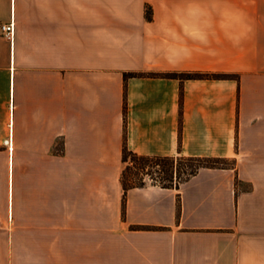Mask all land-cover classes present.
I'll list each match as a JSON object with an SVG mask.
<instances>
[{
	"label": "crops",
	"instance_id": "obj_1",
	"mask_svg": "<svg viewBox=\"0 0 264 264\" xmlns=\"http://www.w3.org/2000/svg\"><path fill=\"white\" fill-rule=\"evenodd\" d=\"M124 141L236 168L123 215ZM116 262L264 264V0H0V264Z\"/></svg>",
	"mask_w": 264,
	"mask_h": 264
},
{
	"label": "trees",
	"instance_id": "obj_2",
	"mask_svg": "<svg viewBox=\"0 0 264 264\" xmlns=\"http://www.w3.org/2000/svg\"><path fill=\"white\" fill-rule=\"evenodd\" d=\"M151 16L149 15V18ZM130 76H153L178 78L180 85V122L182 117L183 86L185 79H238V75L228 72L211 71H180V72H125V80ZM122 161L124 167L121 173V184L123 186V214L128 189L147 185V179L151 184L163 188L179 189L182 182L188 180L201 168H236V158L228 156H203V155H145L132 151L123 143ZM238 182V179H236ZM180 201L179 194L177 195ZM133 228H151L144 225H135Z\"/></svg>",
	"mask_w": 264,
	"mask_h": 264
},
{
	"label": "built area",
	"instance_id": "obj_3",
	"mask_svg": "<svg viewBox=\"0 0 264 264\" xmlns=\"http://www.w3.org/2000/svg\"><path fill=\"white\" fill-rule=\"evenodd\" d=\"M3 35L12 38L14 35V22L11 20L8 23H3L1 25Z\"/></svg>",
	"mask_w": 264,
	"mask_h": 264
},
{
	"label": "rangeland",
	"instance_id": "obj_4",
	"mask_svg": "<svg viewBox=\"0 0 264 264\" xmlns=\"http://www.w3.org/2000/svg\"><path fill=\"white\" fill-rule=\"evenodd\" d=\"M147 182L150 183L151 180H150V179H147ZM148 183H147V184H148ZM122 187H123V186H122ZM133 188H134V187H133ZM123 215H124V214H123ZM134 226H135V225H134ZM116 264H123V262H116Z\"/></svg>",
	"mask_w": 264,
	"mask_h": 264
}]
</instances>
